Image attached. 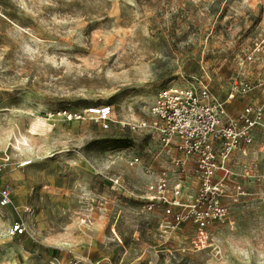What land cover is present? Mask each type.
I'll use <instances>...</instances> for the list:
<instances>
[{
  "label": "rangeland",
  "instance_id": "rangeland-1",
  "mask_svg": "<svg viewBox=\"0 0 264 264\" xmlns=\"http://www.w3.org/2000/svg\"><path fill=\"white\" fill-rule=\"evenodd\" d=\"M262 41L264 0H0V189L13 196L0 264H264V132L220 173L229 218L203 238L149 209L154 174L179 171L155 131L128 126L164 88L203 82L224 99L236 78L257 83L264 52L247 56ZM102 105L110 129L75 116ZM182 178L191 203L196 174Z\"/></svg>",
  "mask_w": 264,
  "mask_h": 264
},
{
  "label": "built area",
  "instance_id": "built-area-1",
  "mask_svg": "<svg viewBox=\"0 0 264 264\" xmlns=\"http://www.w3.org/2000/svg\"><path fill=\"white\" fill-rule=\"evenodd\" d=\"M258 52H264V41L255 45L247 60L255 61ZM257 81L236 78L224 99L219 98L208 83L173 85L158 92L149 108L148 119L128 123L135 132L155 131L160 152L168 157L172 169L179 171L176 176L169 175L167 169L156 172L146 195L149 209L163 206L165 214L172 217L169 222L173 226L191 219L198 225L201 237L206 238L211 225L228 220L229 209L220 198L225 175L220 173H229L233 156L238 152L245 154L254 143L257 131L264 132V76L259 74ZM256 88L261 89L262 101L249 103L236 113L230 112L231 101ZM113 113L110 105H102L75 116L90 117L103 128L110 129L115 123ZM140 162L139 156H133L130 165ZM191 170L196 174L200 190L188 203L182 177ZM12 203L10 187H2L0 205ZM26 232L25 221L20 217L14 222L12 233L20 236Z\"/></svg>",
  "mask_w": 264,
  "mask_h": 264
},
{
  "label": "crops",
  "instance_id": "crops-1",
  "mask_svg": "<svg viewBox=\"0 0 264 264\" xmlns=\"http://www.w3.org/2000/svg\"><path fill=\"white\" fill-rule=\"evenodd\" d=\"M231 102H233V101H231ZM230 108V107H229ZM240 110V109H239ZM231 112V111H230ZM237 112V111H236ZM236 112H231V113H236Z\"/></svg>",
  "mask_w": 264,
  "mask_h": 264
}]
</instances>
